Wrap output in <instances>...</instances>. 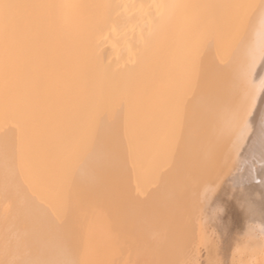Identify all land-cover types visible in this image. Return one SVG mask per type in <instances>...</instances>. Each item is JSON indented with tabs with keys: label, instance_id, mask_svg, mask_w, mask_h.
I'll use <instances>...</instances> for the list:
<instances>
[{
	"label": "bare ground",
	"instance_id": "bare-ground-1",
	"mask_svg": "<svg viewBox=\"0 0 264 264\" xmlns=\"http://www.w3.org/2000/svg\"><path fill=\"white\" fill-rule=\"evenodd\" d=\"M0 264H264V0H0Z\"/></svg>",
	"mask_w": 264,
	"mask_h": 264
}]
</instances>
